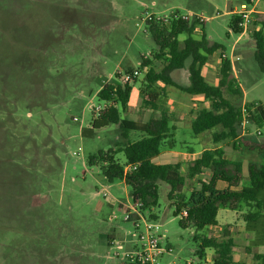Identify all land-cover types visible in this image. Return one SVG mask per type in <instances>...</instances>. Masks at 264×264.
Segmentation results:
<instances>
[{
	"label": "rangeland",
	"instance_id": "obj_1",
	"mask_svg": "<svg viewBox=\"0 0 264 264\" xmlns=\"http://www.w3.org/2000/svg\"><path fill=\"white\" fill-rule=\"evenodd\" d=\"M243 2L254 11L238 33L230 22L241 16L237 10ZM177 8L203 14L206 21L198 25L195 36L204 31L222 44L203 68L206 79L219 82L225 53L234 83L242 90L232 93L225 87V96L237 106L264 102V72L254 57L251 33L264 19V0H0V264H121V258L112 257L113 242L127 248L135 244L136 228L124 219L120 206L134 205L130 187L121 178L109 181L100 163L88 162L100 149L117 148L123 138L114 124L89 131L90 122L104 105L97 90L119 72L124 74L122 60L129 57L138 67L140 55L156 48L145 31L147 13L167 14ZM172 75L180 84H189L186 68ZM144 82L145 72L140 70L132 82L134 117L149 116L142 110ZM152 95L172 113L171 124H181L187 141L201 136L191 129V113L210 108L211 100L162 81L145 93ZM160 111L159 107L151 114L159 116ZM140 133L132 131L131 139ZM172 138L169 134V141ZM236 141L237 146L233 140L220 143L229 158L244 163L245 171L251 162H264V125L251 124ZM200 143L216 145L213 131H206ZM115 158L125 161L123 152ZM189 163L183 161L184 173ZM205 175L187 178V196ZM169 189L160 182L158 204L152 210L162 225L161 244L171 249L163 264H209L215 253L211 250L207 260L199 259L196 235L221 238L226 226L236 242L235 257L253 261L246 252L251 235L239 216L244 202L236 213L222 207L219 225L184 228L167 197ZM145 215L150 219L148 212Z\"/></svg>",
	"mask_w": 264,
	"mask_h": 264
},
{
	"label": "trees",
	"instance_id": "obj_2",
	"mask_svg": "<svg viewBox=\"0 0 264 264\" xmlns=\"http://www.w3.org/2000/svg\"><path fill=\"white\" fill-rule=\"evenodd\" d=\"M242 21L241 16L232 17L230 25L233 31L242 33L245 30L241 25ZM199 24L202 23L185 19L164 22L153 17L146 20L145 31L152 36L156 48L148 54L140 55L138 67L129 57L122 60V71L131 73L133 80L123 81L119 72L112 80L103 83L97 90V96L104 105L90 122L89 131L116 125L123 141L119 142L117 148L100 149L89 156L88 162L100 163L101 171L109 181L123 179L130 187L133 202H141V211L144 214L148 212L152 220L157 219L152 210L158 204L160 182L169 185L167 197L175 207L174 215L179 216V225L184 228L192 226L201 230L217 225L220 208L238 209L244 202V229L253 233L246 244V252L252 255L255 264H264V162L249 163L245 176L242 161L227 158L224 147L218 145L222 141L233 140L237 146L242 110L241 106L225 96L224 88L232 93H242V90L231 76L232 64L228 56H223L219 82L212 84L206 79L203 67L210 55L221 49L222 44L210 40L204 31L201 37H196L195 31ZM256 24L259 27L251 31L255 41L254 57L260 70L264 72V19ZM181 35L185 37L181 39ZM157 63L161 64L159 69ZM180 68H186L189 72L187 85L180 84L172 75L175 69ZM140 70L145 72L141 93L144 106L148 108H158V96L147 97L145 93L160 81L211 100L210 108L203 107L197 111L191 122V129L194 134L212 130L217 144L198 154L189 163L187 173L183 172L181 162L160 163L153 160L163 147L174 146L176 143L173 138L169 141L172 119L168 112L162 111L159 116L152 114L145 120L127 114L132 82L137 80ZM253 103L247 105L251 107ZM249 118L254 125H264V105L250 109ZM132 131L141 132L140 137L131 139ZM118 152L124 153V162L115 158ZM126 166H129L127 170ZM206 171L208 173L203 178H198L199 186L194 187L190 196H187L184 191L187 178L204 175ZM244 179L247 180L246 183ZM219 181L227 182L228 185L221 188L218 186ZM184 209L187 214L182 216ZM196 239L200 240L196 248L199 259L207 260L209 251L213 250L216 256L209 264H236V242L228 226L221 238L205 234L196 235Z\"/></svg>",
	"mask_w": 264,
	"mask_h": 264
},
{
	"label": "built area",
	"instance_id": "obj_3",
	"mask_svg": "<svg viewBox=\"0 0 264 264\" xmlns=\"http://www.w3.org/2000/svg\"><path fill=\"white\" fill-rule=\"evenodd\" d=\"M243 21L241 25L246 26V21L249 19L250 14L254 11L252 8H249L247 2L241 4V9L237 10ZM153 17L160 18L164 22H169L172 19H185V20H196L200 23L206 21V18L203 14L197 11L182 12L180 9H171L167 14H160L157 11H151L147 13L145 22L147 19ZM223 56H227L223 53ZM137 74L138 72L135 71ZM123 81L133 80V75L131 73H124L121 78ZM264 102L255 101L253 106L249 107L247 103L241 106L242 110V121L240 122L241 134L248 132V128L252 124L249 113L250 109L263 106ZM103 106H99L98 111L102 109ZM261 133V131H258ZM129 166H126V170ZM104 196L107 195V192L102 193ZM133 206L125 207L124 204L120 205L121 208L125 210V220H132L136 228L137 238L135 239V244L129 248L121 242L114 241L112 247L116 248L112 257L122 259L121 264H163L164 255L170 252L171 249H166L161 244V235L159 229L162 227L160 223L156 220L148 219L146 215L141 211L140 206L141 202H133ZM187 210L184 209L181 212V215H186ZM188 264H191L189 261Z\"/></svg>",
	"mask_w": 264,
	"mask_h": 264
},
{
	"label": "crops",
	"instance_id": "obj_4",
	"mask_svg": "<svg viewBox=\"0 0 264 264\" xmlns=\"http://www.w3.org/2000/svg\"><path fill=\"white\" fill-rule=\"evenodd\" d=\"M204 68V67H203ZM204 73V71H203ZM205 75V74H204ZM188 76H189V72H188ZM215 83L214 84H217L218 83V79L214 81ZM132 92H133V89H132ZM131 92V96H130V100H129V107H128V113L127 114H130L132 117L133 116V111H134V108H135V104H133V95L134 93L132 94ZM142 101H143V96H142ZM144 105V104H143ZM196 105V103H195ZM160 107V114L162 111H166L168 112L170 115H171V119L173 121V118H172V113L170 112V110H166L165 107L163 106H159L158 104V108ZM141 108V107H140ZM157 109H152V108H148L146 106H143V109L146 113L148 112L149 113V116L152 115L151 113H156L157 112ZM199 110V109H198ZM197 110V111H198ZM141 111V110H139ZM197 111L195 113H191L192 115V119H191V122L192 120L196 117L197 115ZM140 113V112H139ZM148 116V117H149ZM143 117L142 115L138 114V117H134V118H139V119H148ZM191 122H190V126H191ZM174 123L176 124H171L172 125V131H171V136H173V139L175 140V145L174 146H165L161 149L160 153L158 155H156L153 160L156 161V162H160V161H157L156 158L157 157H170L172 156L175 160L174 161H167V162H181L182 163V169H183V161L186 160V161H189L191 162L198 154H200L204 149L206 148H211V147H205L203 144L200 143V139H201V136L205 133H200V137L199 138H196L197 140L196 141H192V142H189L186 140V138H184V131L181 127V124L178 122V121H175ZM199 135V134H197ZM199 145V146H198ZM219 146H223L222 143H219L218 144ZM215 146V145H214ZM213 146V147H214ZM224 147V146H223ZM225 149V148H224ZM226 151V150H225ZM227 158L228 155H225ZM160 163H166V162H160ZM243 163V162H242ZM208 171L204 172V175L207 174ZM243 173L245 176H247V173H248V167H247V171H245V165L243 163ZM201 176V175H200ZM246 179H244V182L246 183ZM225 183V184H223ZM228 185L227 182H224V181H219L218 182V186L223 188V187H226ZM221 209V208H220ZM219 209L218 211V215L220 216V212L221 210ZM239 209V208H238ZM238 209H231V208H226L224 210H230V211H233V213H236L238 212ZM245 211V208L239 212V216H242V213ZM221 223L220 221V218L218 219V224L219 225ZM213 226V225H212ZM247 232V231H246ZM251 235L250 239L253 237V233L251 234L250 232H247ZM249 239V241H250ZM211 251V250H210ZM213 251V250H212ZM213 253H215L213 251ZM214 256H216V253L214 254ZM213 256V257H214ZM241 256L244 258V254L242 253ZM242 258V259H243ZM234 260L236 262V264H255L253 261L250 262L249 260L245 259V260H240V259H237L234 255Z\"/></svg>",
	"mask_w": 264,
	"mask_h": 264
}]
</instances>
